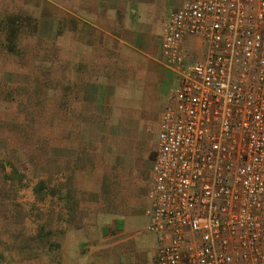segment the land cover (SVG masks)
Listing matches in <instances>:
<instances>
[{"label":"rangeland","instance_id":"obj_1","mask_svg":"<svg viewBox=\"0 0 264 264\" xmlns=\"http://www.w3.org/2000/svg\"><path fill=\"white\" fill-rule=\"evenodd\" d=\"M72 13L73 0H0V264H102V231L120 223L129 240L103 262L153 264L158 241L144 211L164 103L132 113L136 159L117 163L95 139L73 150L59 108L73 91ZM20 15L37 32L24 25L9 53L3 23ZM188 52L203 58V49Z\"/></svg>","mask_w":264,"mask_h":264},{"label":"built area","instance_id":"obj_2","mask_svg":"<svg viewBox=\"0 0 264 264\" xmlns=\"http://www.w3.org/2000/svg\"><path fill=\"white\" fill-rule=\"evenodd\" d=\"M160 56L177 85L146 196L153 264H264V0H183Z\"/></svg>","mask_w":264,"mask_h":264},{"label":"crops","instance_id":"obj_3","mask_svg":"<svg viewBox=\"0 0 264 264\" xmlns=\"http://www.w3.org/2000/svg\"><path fill=\"white\" fill-rule=\"evenodd\" d=\"M182 3L183 0H73V91L59 97L60 111L69 126L66 130L73 131V150L78 140L80 147H89L95 139V144L110 148L109 154L117 163L122 164L121 158L132 154L136 159L137 143L130 135L132 113L143 106L164 103L160 122L177 85L175 74L161 62L160 43L169 15ZM192 46L203 49L199 42L187 40L188 58L192 57L188 52ZM203 54L204 49L200 56ZM122 226L124 237L109 235ZM127 230V223H120L102 231V244L96 248L102 255L106 253L101 261L121 251V245L129 240L125 238ZM109 242L111 246L106 245Z\"/></svg>","mask_w":264,"mask_h":264},{"label":"trees","instance_id":"obj_4","mask_svg":"<svg viewBox=\"0 0 264 264\" xmlns=\"http://www.w3.org/2000/svg\"><path fill=\"white\" fill-rule=\"evenodd\" d=\"M19 15V14H17ZM6 25L5 32H7L8 38L6 40V50L9 53H13L16 51L17 43L19 38L21 37V31H24V25L28 28L31 32L30 34H36L37 32V22L31 16L28 15H20L18 16H11L6 22L3 23Z\"/></svg>","mask_w":264,"mask_h":264}]
</instances>
